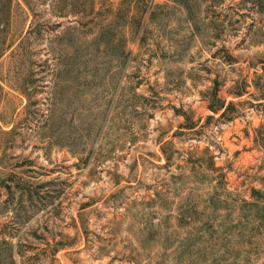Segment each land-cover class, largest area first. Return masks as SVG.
I'll return each mask as SVG.
<instances>
[{
    "label": "rangeland",
    "instance_id": "rangeland-1",
    "mask_svg": "<svg viewBox=\"0 0 264 264\" xmlns=\"http://www.w3.org/2000/svg\"><path fill=\"white\" fill-rule=\"evenodd\" d=\"M0 264H264V0H0Z\"/></svg>",
    "mask_w": 264,
    "mask_h": 264
}]
</instances>
